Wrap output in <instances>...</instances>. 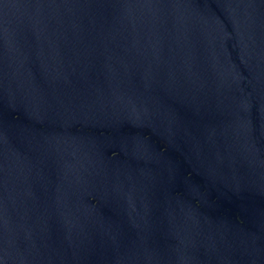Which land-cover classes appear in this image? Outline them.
Returning <instances> with one entry per match:
<instances>
[{
	"label": "water",
	"instance_id": "95a60500",
	"mask_svg": "<svg viewBox=\"0 0 264 264\" xmlns=\"http://www.w3.org/2000/svg\"><path fill=\"white\" fill-rule=\"evenodd\" d=\"M0 264H264V0H0Z\"/></svg>",
	"mask_w": 264,
	"mask_h": 264
}]
</instances>
